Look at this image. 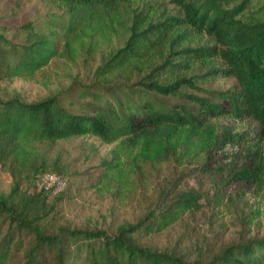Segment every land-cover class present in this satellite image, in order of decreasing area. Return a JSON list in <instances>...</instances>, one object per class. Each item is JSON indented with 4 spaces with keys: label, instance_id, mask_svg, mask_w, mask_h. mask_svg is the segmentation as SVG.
I'll return each instance as SVG.
<instances>
[{
    "label": "trees",
    "instance_id": "trees-1",
    "mask_svg": "<svg viewBox=\"0 0 264 264\" xmlns=\"http://www.w3.org/2000/svg\"><path fill=\"white\" fill-rule=\"evenodd\" d=\"M42 1L62 8L65 17L57 25L46 23L43 31L32 23L13 33L0 27V82L31 79L52 60L75 62L89 41L112 37L126 15L128 2ZM170 1L180 15L163 21L149 19L144 29L133 30L125 46L97 71L101 84L88 86L81 93L80 100L88 99L86 103L64 104L58 96L34 103L16 98L0 102V163L22 173L35 169L40 145L89 136L114 146L112 163L103 169L95 185L104 193L116 191L123 198L133 194L134 175L139 172L145 179L147 162L182 166L204 160L198 171L220 181L206 201L213 208L221 207L229 190L238 183H256L264 170L259 146L248 142L244 133H232L231 128L213 120L251 119L264 130V19L244 20L243 12L250 0ZM178 28L208 37L214 47H181L184 34L178 33ZM165 52L168 55L164 58ZM213 57L220 60L223 68H213L206 75L231 77L234 88L209 93V97L180 94L184 87L196 89L195 78L181 77V72L196 61ZM160 60L163 61L158 64ZM143 72L146 74L138 85L124 87L125 101L110 87L116 77L126 76L128 82ZM137 86L141 89L134 88ZM111 91L112 99L103 101ZM128 94L137 104L126 105ZM152 94L182 96L187 106L165 105ZM211 158L217 160L210 165ZM214 165L223 171L217 174ZM44 173L47 172L35 176ZM198 201L199 196L186 193L168 204L154 220L109 235L103 230L67 228L46 234L35 226V220L27 219L23 208L16 211L11 203L0 199V222L8 224L0 239V264H10L18 253L22 254L23 264H75V258L77 264H264V236L230 244L201 262L152 251L128 239L140 228L146 232L168 228L187 211L198 210Z\"/></svg>",
    "mask_w": 264,
    "mask_h": 264
},
{
    "label": "rangeland",
    "instance_id": "rangeland-1",
    "mask_svg": "<svg viewBox=\"0 0 264 264\" xmlns=\"http://www.w3.org/2000/svg\"><path fill=\"white\" fill-rule=\"evenodd\" d=\"M126 5V15L111 38L89 41L84 52L73 63L52 60L31 79L15 78L0 82V102L16 98L25 103H34L58 96L64 104L69 101L78 105L86 103L89 100H80L81 93L88 86L101 84L96 76L97 71L125 46L134 31L144 29L149 19L163 21L167 17L180 15L170 0H128ZM243 15L246 22L263 20L264 0H250ZM62 17H65L64 10L48 1L0 0V27L8 29L10 33L28 23L43 31L46 23L57 25ZM177 32L184 34L180 39L181 47H214L212 40L204 35H196L184 28H178ZM167 55L165 52L164 58ZM221 66L220 60L215 57L194 62L180 76L195 78L196 89L184 87L180 94L207 97L212 92L233 89V78L206 75L213 68H223ZM145 74L138 73L128 82L126 76H119L109 84L116 89V96L125 101L124 87L138 85ZM134 88L141 89L140 86ZM112 92L103 96V101L112 99ZM151 96L168 106H187L186 99L179 95ZM136 101L128 94L126 105L137 104ZM213 122L231 128L232 133H244L248 142L256 143L264 167V130L256 122L229 118H218ZM113 149L114 146L103 145L89 136L42 144L35 169L20 173L0 163V199L11 203L16 211L23 208L27 219L35 220V226L46 234H57L61 228H67L103 230L115 235L124 227L154 220L168 204L190 193L199 196L198 203L201 204L198 210L187 211L164 230L146 232L140 228L127 236L136 245L190 262L210 259L230 244L264 236V170L254 184L231 185L233 188L229 190L224 204L213 208L206 201L218 189L220 181L208 178L203 170L198 171L204 160L182 166L174 162L164 165L147 162L146 178L143 179L137 172L134 175L136 191L123 198L116 191L104 193L95 186L103 169L112 163ZM216 158L209 159V164L216 162ZM215 168L217 174L223 171L222 168L217 169L216 165ZM42 171L58 176L65 183L64 190L57 195L40 194L32 179ZM7 230L8 224L0 222V239ZM21 258L22 254L18 253L10 264H23ZM76 259L73 261L75 264L78 262Z\"/></svg>",
    "mask_w": 264,
    "mask_h": 264
},
{
    "label": "built area",
    "instance_id": "built-area-1",
    "mask_svg": "<svg viewBox=\"0 0 264 264\" xmlns=\"http://www.w3.org/2000/svg\"><path fill=\"white\" fill-rule=\"evenodd\" d=\"M32 182L37 189H41L51 195L58 194L65 187V183L58 176L50 173L38 174L33 177Z\"/></svg>",
    "mask_w": 264,
    "mask_h": 264
}]
</instances>
